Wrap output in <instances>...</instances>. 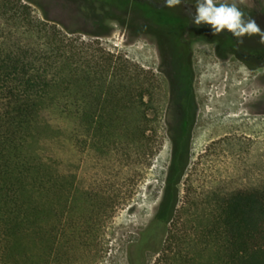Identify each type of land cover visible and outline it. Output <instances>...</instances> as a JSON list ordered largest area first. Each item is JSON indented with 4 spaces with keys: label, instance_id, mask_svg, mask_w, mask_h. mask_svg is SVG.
I'll list each match as a JSON object with an SVG mask.
<instances>
[{
    "label": "trees",
    "instance_id": "1",
    "mask_svg": "<svg viewBox=\"0 0 264 264\" xmlns=\"http://www.w3.org/2000/svg\"><path fill=\"white\" fill-rule=\"evenodd\" d=\"M148 1L94 4L85 12L94 29L85 31L109 35L111 22L95 19L114 15L134 34L154 36L159 47L176 22L160 20ZM41 2L60 1L0 0V264H61L69 240L58 237L50 248L42 246L38 259L32 245L37 227L44 228L53 213L51 197L61 201L65 194L59 153L69 140L77 147L74 141L86 136L101 151L113 145L118 179L131 168L124 183H112L114 167L98 160L71 204L87 194L108 196L113 188L121 204L125 185L136 190L139 168L151 167L158 151V132L147 119L151 98L146 100L157 75L46 13L37 17L31 4L43 9ZM158 70L173 97L164 114L171 160L151 220L125 249L126 263L147 264L155 253L161 256L155 264H172L167 251L180 247L188 225L197 222L207 238L202 252L211 260L192 264H264V151L251 139L226 136L213 141L190 170L198 113L192 59L160 57Z\"/></svg>",
    "mask_w": 264,
    "mask_h": 264
},
{
    "label": "rangeland",
    "instance_id": "2",
    "mask_svg": "<svg viewBox=\"0 0 264 264\" xmlns=\"http://www.w3.org/2000/svg\"><path fill=\"white\" fill-rule=\"evenodd\" d=\"M59 1V4L54 6L41 2L44 10L34 4L31 6L37 17L45 19L44 13H46L48 17L59 20L71 29L81 30L83 32L81 37L84 39H97L104 47L112 48L113 52L124 55L145 70H152L157 75V80L149 81L153 92L146 100L151 98L152 104L148 108L147 119L158 132L156 148L158 151L151 167L139 168L141 171L136 190L130 193L131 190L125 185L120 193L121 204H118V191L114 188L108 196L100 192L87 194L83 198L78 197L71 204L69 199L79 187L82 176L92 175L95 165L100 161H110L114 167L112 183L118 181L119 184L124 183L127 179L126 173L129 174L131 168L124 167L118 179L119 174L115 176V173L120 169L115 163L118 157L113 145L110 150L101 151L91 148L89 144L91 138L86 136L74 141L78 143L77 147L71 145L69 140L64 151L59 153L65 169L63 173L67 177L64 182L65 194L61 201L55 196L51 197L53 213L46 217L44 228L37 227L32 245L33 252L38 259L42 246L46 245L50 248L58 237H62L61 240L65 242L69 240V243L63 249L61 264H127L125 249L151 220L171 160L172 145L164 121L169 99L167 82L158 70L160 57L154 36L151 34L134 36L125 24L118 22H111L109 35L94 36L85 31L93 30L94 26L88 22H79L75 17L77 4L67 0ZM128 1L117 0L119 5L123 6ZM154 1L156 5L162 4L161 0ZM217 2L235 4L238 9L246 13L245 17L255 19L264 30V4L261 0H217ZM100 8L101 6L97 7L98 11ZM158 16L162 21L168 19L165 13H159ZM240 45L245 50H264V45L258 42L257 36L245 37L243 44ZM211 48H197V50ZM195 68L198 113L192 133L190 170L194 167V163H197L198 156L213 141L226 136L256 141L255 149L262 153L264 151V56L222 59L215 55H199L195 57ZM56 167L57 165L53 169ZM199 173L203 174L200 171ZM88 186L87 183L86 187ZM202 228L204 226L197 225V222L189 224L187 233H183L182 245L170 253L167 251L165 259L172 258V264H192L194 261L207 263L211 260L208 252H202L207 240ZM71 231L75 232V236H72ZM160 257L158 254L149 253L147 264H155Z\"/></svg>",
    "mask_w": 264,
    "mask_h": 264
},
{
    "label": "flooded vegetation",
    "instance_id": "3",
    "mask_svg": "<svg viewBox=\"0 0 264 264\" xmlns=\"http://www.w3.org/2000/svg\"><path fill=\"white\" fill-rule=\"evenodd\" d=\"M106 0H71L77 4V11L81 14L78 18L79 22L93 23L94 19L88 16L85 12L86 9H91L94 4L103 3ZM152 1H148L146 4L154 6V10L157 13H165L168 15V19H172L176 22V25L167 29L170 30L168 38L160 40L161 46H157L159 57H183L191 58L192 66L195 71L194 86L196 82V68H195V57L199 55H215L219 58L226 59L228 57H261L264 56V50L259 51L256 49L245 50L242 49L241 45L227 32H224L218 36H213L209 25H202L197 28L194 24H191L192 13H195V7L192 5L194 2L181 3L173 8H167L162 3L156 5ZM156 8V9H155ZM98 10V9H97ZM115 10V9H114ZM244 15L246 13L239 8ZM167 19V20H168ZM99 23L118 22L116 17H110L106 20L95 19ZM166 20V21H167ZM164 21V22H166ZM174 24V23H173ZM134 36H141V34H133ZM155 42L156 39H155ZM227 43V44H226ZM230 43V44H228ZM212 47L211 49L198 51L197 48ZM169 88V84H167ZM171 91V90H170ZM169 92V100L173 99L171 92ZM165 112V115H167Z\"/></svg>",
    "mask_w": 264,
    "mask_h": 264
},
{
    "label": "clouds",
    "instance_id": "4",
    "mask_svg": "<svg viewBox=\"0 0 264 264\" xmlns=\"http://www.w3.org/2000/svg\"><path fill=\"white\" fill-rule=\"evenodd\" d=\"M167 8H173L181 3H190L191 0H161ZM264 4V0H261ZM195 13H192L191 24L197 28L209 25L213 36L224 32L229 33L238 44H243L244 38L258 37V42L264 45V30L251 17L244 13L235 4L219 3L217 0H194L192 4Z\"/></svg>",
    "mask_w": 264,
    "mask_h": 264
}]
</instances>
